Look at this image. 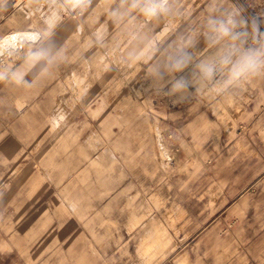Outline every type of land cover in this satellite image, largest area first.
Returning <instances> with one entry per match:
<instances>
[{
  "label": "rangeland",
  "instance_id": "1",
  "mask_svg": "<svg viewBox=\"0 0 264 264\" xmlns=\"http://www.w3.org/2000/svg\"><path fill=\"white\" fill-rule=\"evenodd\" d=\"M52 2L0 0V39L41 32ZM116 2L61 12L51 35L0 57L24 65L31 51L60 52L43 74L44 61L27 70L31 88L0 84V264H177L183 254L191 264H264V74L227 93L240 104L229 119L216 107L227 94L175 104L147 85L143 63L121 62L120 29L103 47L92 42ZM207 2L182 0L196 19ZM240 3L264 14V0ZM232 158L254 165L232 171ZM156 223L173 239L149 263L139 245Z\"/></svg>",
  "mask_w": 264,
  "mask_h": 264
},
{
  "label": "clouds",
  "instance_id": "2",
  "mask_svg": "<svg viewBox=\"0 0 264 264\" xmlns=\"http://www.w3.org/2000/svg\"><path fill=\"white\" fill-rule=\"evenodd\" d=\"M5 5L0 3V11ZM92 0H53L42 13L45 27L39 35L49 36L61 22V12L78 16L95 12ZM92 37L104 46L112 28L120 29L115 47L122 48L125 65L143 63L147 85L175 104L208 94H227L256 76L264 74V14H248L240 0L231 6L225 0H208L202 18L196 19L182 0H117L100 13ZM177 20H183L180 25ZM82 29V25H81ZM54 44L31 51L24 65H0V84L31 88L29 68L43 74L60 58ZM15 58L11 46L0 50Z\"/></svg>",
  "mask_w": 264,
  "mask_h": 264
},
{
  "label": "bare ground",
  "instance_id": "3",
  "mask_svg": "<svg viewBox=\"0 0 264 264\" xmlns=\"http://www.w3.org/2000/svg\"><path fill=\"white\" fill-rule=\"evenodd\" d=\"M40 37H41V35H39V32H34V31L13 32V33H10V34L4 36L2 39H0V50L8 48L10 46V44L14 48V50H18L22 47L24 41L34 42V41L39 40ZM19 51L20 50H18L17 52H19ZM1 56H3L2 51H0V57ZM131 78H132L131 81L133 80V82L135 83L137 79H135L134 76H132ZM73 79H74L73 81L77 84L76 75L73 77ZM83 88L84 87L80 88V93L83 91ZM69 104H71V103L67 102L65 104H61L60 108H61V112H63L64 116H65L64 106H67ZM73 109H74V107H73ZM70 111H72V110H69V112ZM65 119H66V117H65ZM57 127H60V125H58V123L56 124V128ZM172 239H171V236L169 235L167 229L166 230L163 229L161 224L156 225L155 229L153 231V234L148 236V240L147 241H145V240L141 241L142 244L139 247L141 256H143L145 258V260H147L150 263L152 261V259L155 258V254L161 250L164 251L165 246L170 244ZM159 253H157V254H159ZM159 256H161V255H159ZM177 264H191L189 261L188 255L187 254L183 255L180 258V260L177 262Z\"/></svg>",
  "mask_w": 264,
  "mask_h": 264
},
{
  "label": "crops",
  "instance_id": "4",
  "mask_svg": "<svg viewBox=\"0 0 264 264\" xmlns=\"http://www.w3.org/2000/svg\"><path fill=\"white\" fill-rule=\"evenodd\" d=\"M23 31H34V32H39V30H37L36 28H34V27H29L28 29H23V30H16V31H13V32H23ZM12 32V33H13ZM40 33V32H39ZM33 42H27V41H24L23 42V45H22V47L20 48V49H18V50H21L23 47H24V44H26V45H29V44H32ZM18 50H15V53L18 51ZM5 57V56H4ZM76 77H77V85L78 86H76V88L78 89V92L80 93V88L82 87L81 86V82H82V77L81 76H77L76 75ZM134 77H135V79H137V77H138V75H137V73H135L134 74ZM136 83V82H135ZM126 92H128V94H124V92H122L123 93V95L124 96H126V98H130L131 96H132V93L129 91V90H126ZM211 95H213V94H208V95H206V96H211ZM66 98V97H65ZM66 99H68V98H66ZM21 104V103H20ZM61 104H59V107H58V110L56 111V113H54V122H53V124H52V127H53V129L56 131L57 130V128H56V124H57V118L60 116V117H63L64 116V114H63V112H61ZM216 107H217V111H218V114L219 115H221V116H223L225 119H229V116H230V113H234L235 115H237V113L239 112V110H240V104L236 101V99L232 96V95H230V94H227V96H226V99H225V101H224V104H217L216 105ZM60 108V109H59ZM152 126H153V128H156L157 129V127L154 125V124H152ZM158 131V130H157ZM230 152H232L231 154H233L234 155V152L233 151H230ZM230 155V154H229ZM239 155H244V154H242V153H239ZM238 156V155H237ZM240 157V156H239ZM232 167H231V170L232 171H237V170H241V171H244V170H250V168H252L253 167V165L254 164H252L251 163V161H250V158H248V159H242V160H238V159H235V160H233V158H232ZM256 164V163H255ZM238 165V166H237ZM250 182H252L253 181V179H251V180H249ZM250 182H247V183H243L242 185L244 186H246V185H249L250 184ZM155 201H159V198L158 197H156L155 198ZM138 223L140 222V221H137ZM156 225H160V223H156L154 226H153V228H151V230H149V232L147 233V235L144 237V239H142V241L143 240H145V241H147L148 240V236H150L151 234H153V231H154V229H155V226ZM163 229H165V228H163ZM166 230V229H165ZM141 244H142V242H140V245H139V247L141 246ZM140 249V248H139ZM183 255H185V254H183ZM182 255V256H183ZM181 256V257H182ZM180 257V258H181ZM180 258L178 259V261L180 260ZM145 259V258H144ZM177 261V262H178ZM190 261V260H189Z\"/></svg>",
  "mask_w": 264,
  "mask_h": 264
}]
</instances>
